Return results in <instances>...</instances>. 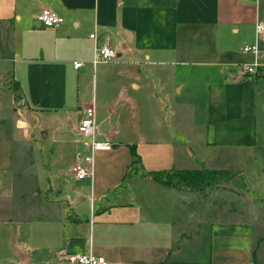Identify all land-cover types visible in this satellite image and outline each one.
<instances>
[{
  "label": "crops",
  "instance_id": "1",
  "mask_svg": "<svg viewBox=\"0 0 264 264\" xmlns=\"http://www.w3.org/2000/svg\"><path fill=\"white\" fill-rule=\"evenodd\" d=\"M44 8L64 22L40 31L37 15ZM256 25L264 27L260 0H0V75L10 78L24 109L42 128L38 143L57 146V161L65 158L62 146L72 147L68 166L57 173L44 172L48 178H72L74 184L48 190V196H54L49 206L57 208L55 218L6 222L17 247L0 256L10 262L9 258H16L17 264H69L66 257L70 254H92L106 264H264V232L259 225L193 216L186 222L184 215L176 216V193L146 175L177 171L173 138L160 142L170 152L165 159L140 148L153 147V142L138 143L141 176H130L128 182L132 163L128 148L135 143L124 140L93 152L90 178L76 181L71 174L80 157L89 154L77 131L84 112L93 109L96 138L110 142L97 134V128L112 125L117 110H130V101L122 92L114 104H98L96 69L109 62L94 64V60L105 40L118 52V60L125 57L139 66L155 63L153 59L161 56L176 66L215 68L214 77L217 73L222 79L210 86L208 99L213 108H220L225 120H242L246 98L262 92L259 80H238L235 72L251 59L242 48L254 41ZM93 33L95 39L90 38ZM261 39L264 48V31ZM77 62L81 67L74 69ZM133 72L121 69L114 78L122 83L124 77L132 86ZM110 80L103 77L104 82ZM237 103L242 104L238 115ZM120 129L117 125L115 133ZM240 130L242 140H217L207 146L222 148L224 156L239 164L245 160L233 151L255 152L262 145L251 126ZM185 170L184 166L180 171ZM169 195L171 206L157 205L167 203Z\"/></svg>",
  "mask_w": 264,
  "mask_h": 264
},
{
  "label": "rangeland",
  "instance_id": "2",
  "mask_svg": "<svg viewBox=\"0 0 264 264\" xmlns=\"http://www.w3.org/2000/svg\"><path fill=\"white\" fill-rule=\"evenodd\" d=\"M260 11L264 15V0H260ZM153 60L155 63L149 61L148 65L139 66L123 57L117 62L97 66L98 104H114L121 92L130 101V110H117L110 121L113 124L99 126L97 134L107 136L111 145L121 140L133 142L135 150L138 143L145 146L151 141L156 145L140 148L146 150L147 154L152 152L154 158L163 159L170 157V152L160 142L168 139L172 141L173 138L177 149V171L185 166L188 170L227 169L233 176L239 174L225 183L203 190H190L176 184L179 189L174 191L176 201L179 199L178 204H174L179 210L176 216L184 215L186 222L190 216L212 222H252L264 232V78H257L258 88L262 92H252L246 98L245 118L238 120L234 117L227 121L221 117L220 108H213V102L208 99L210 86L222 79L217 73L214 77L215 68L176 66L171 64L170 59L164 60L161 56ZM250 62H253L252 58L248 59L247 64ZM121 69L136 74L131 80L132 86L126 83L128 80L124 81V77L122 83L115 80V73ZM235 70L237 72L239 67ZM0 76V254H3L12 253L13 248L17 247L16 237L9 231L6 222L55 218L58 212L56 207L49 206L54 196H48V190L51 186L62 189L74 184L72 178H63V175L48 178L45 174L60 172L68 166V150L72 147L62 146L65 158L57 161L54 156L57 146L39 144L42 128L36 126L37 121L24 109L10 78L2 79L3 75ZM103 77H110V83L104 82ZM135 85L137 89L133 87ZM240 106L241 103L236 104V115ZM117 125L121 129L115 133ZM246 125L251 126L252 133L254 131L262 145L255 152L233 151L245 161L237 164L224 156L226 152L222 148L207 146V143L217 140H242L240 127ZM43 130L46 133L47 126ZM55 134L61 136L58 132ZM104 137L101 138L107 139ZM136 176H141L139 171L131 174L132 178ZM246 177L250 182H247ZM163 195L165 200L164 192ZM182 202L188 204L182 205ZM157 205H164L165 209L171 206V196L167 197V203L159 202ZM9 260L13 262L0 256V264H17L16 258Z\"/></svg>",
  "mask_w": 264,
  "mask_h": 264
},
{
  "label": "built area",
  "instance_id": "3",
  "mask_svg": "<svg viewBox=\"0 0 264 264\" xmlns=\"http://www.w3.org/2000/svg\"><path fill=\"white\" fill-rule=\"evenodd\" d=\"M258 2V0H251ZM37 21L41 24L42 29H54L59 27L64 18L58 15L51 9L44 8L37 15ZM264 31L262 25H256L254 41L243 47V53L251 56L253 62L240 65L236 72L238 80L244 78H264V48L261 47V33ZM96 35H90L91 39H95ZM119 54L116 50L110 47L109 40H105L104 44L96 50L94 64L97 62H112L117 61ZM81 67V63H74V69ZM77 131L82 137V146L89 151L88 155L80 157V162L75 163L71 168V174L76 181H81L92 176L93 159L92 154L97 150H108L112 147L110 142L99 141L96 138V128L93 109H88L84 112L79 121ZM69 264H106L101 257L93 256L92 254H70L66 257Z\"/></svg>",
  "mask_w": 264,
  "mask_h": 264
},
{
  "label": "trees",
  "instance_id": "4",
  "mask_svg": "<svg viewBox=\"0 0 264 264\" xmlns=\"http://www.w3.org/2000/svg\"><path fill=\"white\" fill-rule=\"evenodd\" d=\"M129 151L132 156V163L130 172L126 175V178L130 177L133 171L141 170L139 165L140 157L137 155L135 147H130ZM146 175L159 185L173 191L179 190L176 188L177 185H183L190 190H203L213 185L225 183L233 176L228 170H208L206 168L185 171L150 172Z\"/></svg>",
  "mask_w": 264,
  "mask_h": 264
},
{
  "label": "water",
  "instance_id": "5",
  "mask_svg": "<svg viewBox=\"0 0 264 264\" xmlns=\"http://www.w3.org/2000/svg\"><path fill=\"white\" fill-rule=\"evenodd\" d=\"M187 149V148H186ZM188 150V149H187Z\"/></svg>",
  "mask_w": 264,
  "mask_h": 264
}]
</instances>
